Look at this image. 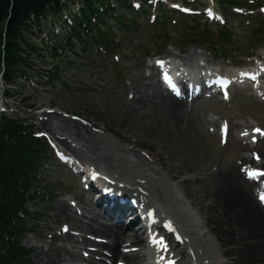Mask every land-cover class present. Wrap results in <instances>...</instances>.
Instances as JSON below:
<instances>
[{
	"label": "rangeland",
	"instance_id": "obj_1",
	"mask_svg": "<svg viewBox=\"0 0 264 264\" xmlns=\"http://www.w3.org/2000/svg\"><path fill=\"white\" fill-rule=\"evenodd\" d=\"M260 1L264 4V0ZM153 2L154 4L162 2L169 8L184 6L178 1L153 0ZM185 7L196 16L193 18L198 22L200 30L215 34L217 28L227 26L232 35L231 43L227 44L229 50L227 57L192 46L189 43L190 30L186 31L185 22L177 24L180 20L177 14L169 19L172 24L175 21L176 23L169 28L166 38L154 36L150 16L159 14L158 9L154 7L148 12V17L139 19L136 31L122 36H119L117 30L113 31L120 41L114 53L98 54L92 50L91 59L85 61V55L80 53L76 46V56L66 54L68 64L61 70L58 81L52 84L42 74L44 70L51 68L52 60L49 57L46 58L45 65L32 58L34 67L37 68L35 71L40 74H33L30 82L18 81L17 86H6L0 81V94L3 95L4 89L10 91L8 105L4 104L7 111L3 113L4 116L19 118L26 122L32 121L35 132L46 136L50 148L48 158L43 161L39 170L40 178L49 187L45 190L46 197L28 205L31 215L26 219L27 233L17 237L22 246L31 250L29 264H37L35 262L37 246L40 251L47 250V259L68 253L70 245L63 237L55 240L50 238L51 235L58 234L65 225L64 218L55 208L59 201L73 199L74 195L83 192L86 202L92 200L88 204L91 209H97L91 193L84 189L85 185L81 183L79 176L69 172L53 155L58 151L71 157L72 148L64 140H59L58 143L51 141L45 131L52 120L47 119V116H44V119L43 116L40 117V112L44 110L77 117L82 127L100 128L115 143L125 147H129L123 141L125 137H130L138 131H148L150 140L160 148L161 155L169 156L170 164L180 165L182 177L195 176L194 180L183 184L181 190L189 201L194 202L193 200L197 199L198 204L207 205L213 201L215 187L218 186L217 181L220 179L217 176L219 170L227 171L232 165L241 168L249 165V163L244 165L240 158L252 156L253 151H247L242 142L237 140L236 123L250 120L264 133V98L252 97L246 90L229 93L226 101L219 99L198 101L192 108H188L181 120L169 121L164 116L145 117L142 114L131 117L130 121L126 120L129 99L132 96L130 88L133 85L141 87L149 82L145 77L152 71L148 67L154 63L152 57L168 56L182 62L195 57L194 60L201 59L204 63H211L215 67L222 66L227 70L235 65L250 64L256 57H264V39L255 34L258 22L264 20V7L257 11H248L245 8L230 9L226 14L211 0H190ZM202 7H211L217 16L223 15V20L221 17L217 21L207 20ZM191 19L192 17H185L187 22ZM33 42L44 56L48 55L47 47L41 46L37 38L34 37ZM251 56L253 58H250ZM155 75L157 76L155 79H158V74ZM1 100L3 101V98L0 102ZM18 104L27 110L14 112V106ZM208 119L214 120L215 125H211ZM222 124L229 129L224 139L220 136ZM137 151L139 153L150 150L142 147ZM100 156L106 157L107 154L102 152ZM116 160L117 158L113 156L111 165L117 166L119 163ZM153 189L161 197L159 188L154 184ZM199 194L202 198L198 197ZM28 239L35 240L28 244L26 243ZM74 262L81 263L77 259Z\"/></svg>",
	"mask_w": 264,
	"mask_h": 264
},
{
	"label": "bare ground",
	"instance_id": "obj_2",
	"mask_svg": "<svg viewBox=\"0 0 264 264\" xmlns=\"http://www.w3.org/2000/svg\"><path fill=\"white\" fill-rule=\"evenodd\" d=\"M194 58L184 62H191ZM148 67L152 70L145 77L149 82L130 88L132 96L126 112L127 121L141 114L145 117L164 116L169 121L181 120L196 102H207L219 94L207 96L200 92L192 94L190 101L182 96L173 97L165 91L160 80L155 79V73H158L156 66ZM253 72L255 70L250 73L256 81L255 86L264 98V81L259 77L258 82L257 72ZM243 83L245 86L248 81ZM41 116L52 120L45 131L52 142L64 140L71 146L72 156L91 169L87 172L89 175L104 174L116 184L102 192L101 204L98 199L94 202L95 206L105 207L107 211L101 207H97L101 211L91 209L88 204L92 200L88 197L90 200L86 202L83 192L74 195L73 199L58 202L55 208L64 218L65 225L50 238L63 237L70 250L47 259V250L40 251L37 246V264H77L74 262L76 259L81 261L80 264H160L164 257L173 260L174 264H264V201L261 199L264 197V184L261 190H254L256 178L264 183V134L258 125L249 120L236 123L237 140L257 156L240 158L244 165L250 164L249 168L232 165L227 171L219 170L215 197L206 205L198 204L197 199L194 202L188 200L181 188L195 176L182 177L180 165L170 164V157L161 155L160 148L150 140L148 131H138L125 137L123 141L129 146L125 147L115 143L100 128L82 127L79 120L75 121L76 118L66 114L44 110L40 112ZM208 122L215 125L212 119ZM220 129L221 133L229 131L225 125ZM142 147L151 152L137 153ZM102 152L107 156H100ZM113 156L117 158V166L111 165ZM153 184L159 188L161 197L156 194ZM88 188L94 191L89 185ZM122 189H126L131 199L153 217L155 226L162 229L159 237L162 240L156 250L147 245L150 234L147 229L129 231L131 225L127 220L132 217L128 214L135 212L133 205L125 202L119 206L118 199L110 196L115 191L122 194ZM133 216L132 221H135ZM34 240L28 239L26 243L31 244Z\"/></svg>",
	"mask_w": 264,
	"mask_h": 264
},
{
	"label": "trees",
	"instance_id": "obj_3",
	"mask_svg": "<svg viewBox=\"0 0 264 264\" xmlns=\"http://www.w3.org/2000/svg\"><path fill=\"white\" fill-rule=\"evenodd\" d=\"M112 1L117 8L112 7ZM132 1L140 3L139 9L132 6ZM148 1L150 0H0V73H3V81L13 84L18 75L31 76L32 52L39 53L31 42V36L38 27H42L43 21L48 17L59 21L69 6L74 3L81 6L80 18L72 16L74 26L64 43L55 38V46L51 52L55 58V66L47 73L48 81L52 84L58 81L61 70L67 65V61L59 56V51L72 50L73 38L83 42L85 52L94 47L98 54H112L120 42L113 31L117 30L119 36L136 31L139 19L148 17V12L153 8ZM214 1L224 14L234 7L255 10L262 5L259 0ZM182 2L188 5L190 0ZM157 9L159 14L151 22L154 36L166 38L169 28L176 23L172 24L169 19L177 14L180 17L177 24L185 22L186 31L190 30L191 45L222 56L229 52L227 44L232 35L227 26L217 28L215 34L209 33L200 30L193 17L187 22L184 14L167 9L161 3L157 5ZM258 23L255 34L264 39V20ZM48 152L46 140L38 137L32 126L24 125L19 118L0 117V264L30 263L31 251L23 247L17 237L27 233L26 219L31 215L28 205L46 197L45 190L49 187L40 178L39 170L43 161L48 158Z\"/></svg>",
	"mask_w": 264,
	"mask_h": 264
},
{
	"label": "snow or ice",
	"instance_id": "obj_4",
	"mask_svg": "<svg viewBox=\"0 0 264 264\" xmlns=\"http://www.w3.org/2000/svg\"><path fill=\"white\" fill-rule=\"evenodd\" d=\"M262 201H264V197H261Z\"/></svg>",
	"mask_w": 264,
	"mask_h": 264
}]
</instances>
